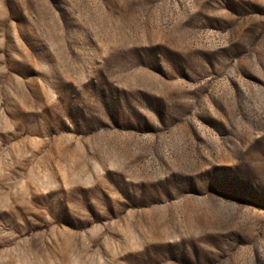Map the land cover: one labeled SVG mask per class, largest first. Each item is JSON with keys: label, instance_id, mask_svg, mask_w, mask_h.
<instances>
[{"label": "rangeland", "instance_id": "rangeland-1", "mask_svg": "<svg viewBox=\"0 0 264 264\" xmlns=\"http://www.w3.org/2000/svg\"><path fill=\"white\" fill-rule=\"evenodd\" d=\"M0 264H264V0H0Z\"/></svg>", "mask_w": 264, "mask_h": 264}]
</instances>
